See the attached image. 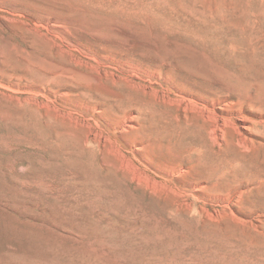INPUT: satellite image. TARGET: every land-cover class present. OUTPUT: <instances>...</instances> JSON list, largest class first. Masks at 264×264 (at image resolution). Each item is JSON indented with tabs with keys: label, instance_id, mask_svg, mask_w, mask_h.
Returning <instances> with one entry per match:
<instances>
[{
	"label": "rangeland",
	"instance_id": "rangeland-1",
	"mask_svg": "<svg viewBox=\"0 0 264 264\" xmlns=\"http://www.w3.org/2000/svg\"><path fill=\"white\" fill-rule=\"evenodd\" d=\"M0 264H264V0H0Z\"/></svg>",
	"mask_w": 264,
	"mask_h": 264
},
{
	"label": "bare ground",
	"instance_id": "bare-ground-1",
	"mask_svg": "<svg viewBox=\"0 0 264 264\" xmlns=\"http://www.w3.org/2000/svg\"><path fill=\"white\" fill-rule=\"evenodd\" d=\"M94 141H95V140H93V142H94ZM65 154H66V156H67L69 159L76 155V154H74V150H73V149H70V148L67 149V151H66Z\"/></svg>",
	"mask_w": 264,
	"mask_h": 264
}]
</instances>
